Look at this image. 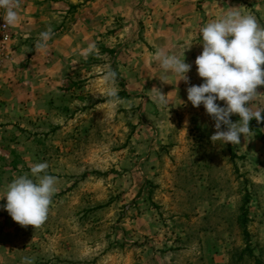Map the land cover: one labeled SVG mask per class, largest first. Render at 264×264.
<instances>
[{
	"label": "rangeland",
	"instance_id": "rangeland-1",
	"mask_svg": "<svg viewBox=\"0 0 264 264\" xmlns=\"http://www.w3.org/2000/svg\"><path fill=\"white\" fill-rule=\"evenodd\" d=\"M233 10L264 27V0L23 2L0 69V264H264V119L223 145L187 100L201 29ZM161 50L184 51L187 82L165 77ZM39 163L57 190L43 225L21 227L2 197Z\"/></svg>",
	"mask_w": 264,
	"mask_h": 264
},
{
	"label": "clouds",
	"instance_id": "clouds-1",
	"mask_svg": "<svg viewBox=\"0 0 264 264\" xmlns=\"http://www.w3.org/2000/svg\"><path fill=\"white\" fill-rule=\"evenodd\" d=\"M18 7L19 0H0L4 24L14 27L19 23ZM40 36L42 42L38 47H46L51 30ZM201 38L203 50L194 63L203 83L187 89V100L193 107L203 105L206 114L215 121L217 131L211 137L212 141L238 145L241 134L246 138L252 132L249 122L255 119L259 123L264 119L261 116L264 107L255 110L251 107V102L258 96L257 87L264 86V68L261 67L264 65V27L259 25L255 16L233 10L206 24L201 29ZM92 48H95L94 44L90 45ZM156 59L165 77L172 74L177 77L176 83L188 81L186 73L191 65L185 62L184 51L180 58L161 50ZM109 76L114 79L115 73L110 72ZM158 93L159 104L167 107L170 100ZM110 95L117 96V91L113 89ZM216 101H224L225 106L218 105ZM233 114L239 116L235 123L230 119ZM222 125L226 130H220ZM47 168V163L34 165L30 173L35 179L28 175L18 176L2 197L6 200L4 209L21 227L30 225L38 228L47 219L57 190L56 178L47 174Z\"/></svg>",
	"mask_w": 264,
	"mask_h": 264
},
{
	"label": "built area",
	"instance_id": "built-area-1",
	"mask_svg": "<svg viewBox=\"0 0 264 264\" xmlns=\"http://www.w3.org/2000/svg\"><path fill=\"white\" fill-rule=\"evenodd\" d=\"M24 1L25 0H19L17 11ZM3 14V10H0V69L11 60L10 49L14 40V27L4 24V21L2 20Z\"/></svg>",
	"mask_w": 264,
	"mask_h": 264
},
{
	"label": "trees",
	"instance_id": "trees-1",
	"mask_svg": "<svg viewBox=\"0 0 264 264\" xmlns=\"http://www.w3.org/2000/svg\"><path fill=\"white\" fill-rule=\"evenodd\" d=\"M256 133L257 132V129L254 128ZM258 137H259V133H258ZM249 194L245 192V195L243 197V200H242V206L240 208V216H239V226L240 228L242 229V232H243V235H244V238L246 239V243H248V234H247V230H246V224H247V218H246V215H247V209L245 208L248 201H249Z\"/></svg>",
	"mask_w": 264,
	"mask_h": 264
}]
</instances>
